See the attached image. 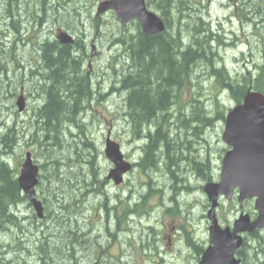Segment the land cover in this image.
Masks as SVG:
<instances>
[{"label": "rangeland", "instance_id": "1", "mask_svg": "<svg viewBox=\"0 0 264 264\" xmlns=\"http://www.w3.org/2000/svg\"><path fill=\"white\" fill-rule=\"evenodd\" d=\"M64 1V2H63ZM100 1L103 0H59V4L61 5V8L57 14V18H53L52 14L53 12L50 11L48 13V19H55V21L49 22L48 20L44 19V17H40L39 21L41 22L40 27L35 28L34 26L31 27L30 23L25 22L26 24H23L22 26V33L28 37H36L38 38V43L42 40L45 41L46 37L50 39H54L52 36H55L58 30H66L68 29L71 34L76 35L80 41H85L86 45L89 47V54L94 55L93 58L89 59L88 62H91V67L87 68V72L90 74L88 76V79H91V86H108L113 87L115 82H119L120 78H118V75L120 74L116 73L117 75H112V69L110 68L109 59L112 55H118L120 56V59H125L126 63L128 64L129 60L127 59V55L122 52L121 47H113L111 51H109V45L114 41L116 38H123L125 36H133L136 34L135 26L133 24H130V29L127 31L122 30L120 27L119 22L116 20L115 16L111 12L103 13L100 15H97L96 8ZM249 2V3H248ZM252 3V0H198L195 3V9H199L200 13L203 16V20L200 21L203 23L207 29L208 32L211 34V39H214L213 42L211 41L208 46H210V53H214L215 56L213 57L212 63L210 66L212 68H205V72H208L213 69H219L225 67V69L228 72V75L232 78H237L240 76L247 77L249 80L252 79L254 75H256V71L258 67L264 68V22L260 23V20L257 18H253V15L255 12H253L251 9H246L248 5ZM226 5L224 7L223 5ZM243 4V5H242ZM56 5V2L55 4ZM206 7L203 9V7ZM236 6L241 7V10H236ZM150 10L156 14H158L153 8H150ZM249 11H252L250 13ZM242 13L247 14L245 17L249 18V21L246 23L239 22L238 19L235 17H232V14L235 15V13ZM24 16V15H23ZM232 17V21L230 19ZM58 19V20H56ZM27 17L24 16L23 21H26ZM100 21L99 23H97ZM51 23V24H50ZM1 24V23H0ZM50 24V26L47 27V29H51V31L44 32V27ZM180 24V25H179ZM184 24H188L187 26H184ZM190 20L186 17L180 18V22L176 24V21L171 22L172 27H178L181 43L183 45H188L192 43L191 35L189 32H187L190 28L192 29H200L199 26H193L190 27ZM179 25V26H178ZM121 28L123 33H119L117 29ZM119 36H115L116 34ZM25 36V37H26ZM24 37V38H25ZM235 37L237 42L235 41ZM44 38V40H43ZM212 43V44H211ZM93 45L94 50L90 49V45ZM17 47L20 48L21 51L18 57L15 60V66H10V62L7 64L8 71L6 73L0 74V80L4 82L1 86L5 88L7 83L9 81L8 79L14 80V83L16 85V89L20 88V85L18 83L21 82L23 84L30 83L27 79L30 78L29 76V66H28V60H29V54L26 51V48L21 45V43H17ZM86 48V46H85ZM207 49V46H206ZM208 50V49H207ZM252 56H250V55ZM125 57V58H124ZM130 63V62H129ZM132 63V62H131ZM221 64V65H219ZM18 67L19 72L15 69ZM119 69V68H118ZM264 73V72H263ZM264 75V74H263ZM22 76V77H21ZM190 79V84L184 86L181 88V92L179 93L178 100L176 101L174 99V104L170 107L169 110H167L164 114V118L162 119V122L164 120H167L170 122L171 126L170 129H177L178 126L180 127L179 130H175L177 133L175 134L174 131H172L169 135V140H167V143L170 146V149L172 150L173 147V155L174 151L177 153V155H180V152L176 151L179 148H181V152L184 154L190 156V158L193 157L192 153L198 152L197 155H203L206 159L209 161V168L207 169L208 178L213 181H217L219 178V169H220V152L222 149L225 148V145L221 141V132H222V125L220 124L219 120L214 121H208L206 125L209 126V130L206 133L205 138L206 141H202L201 137L197 138V134L199 133L196 127L193 126L191 133H187V130L185 131L183 126H186L187 123L186 120L190 117L191 109H190V101L194 98L193 107H197L198 105H201L202 107H205V110L209 113V118L214 119L216 117H221L222 112L226 111L227 109L234 106V102L232 101L231 97L229 96V93L227 90L222 87L223 93H221V89L219 85L215 84V80L213 78L206 77V74L203 73H197L195 74L194 78L189 75L188 80ZM39 80L37 84L40 82ZM118 84V83H117ZM99 90V89H98ZM101 90V89H100ZM95 91V89H94ZM105 91V90H103ZM189 91V92H187ZM179 92V91H178ZM187 92V93H185ZM2 96L5 94V90L2 92ZM7 94V93H6ZM8 95V94H7ZM95 95V94H94ZM96 97V95H95ZM7 98V96H6ZM6 98L2 99L1 97V103L4 104H15V98L14 99L10 96L8 98V102H6ZM13 99V100H11ZM93 101V100H91ZM105 105L103 101H101L99 98L96 99V103L93 105V108L91 110H88L85 108L84 113L80 112V119H81V127L80 129L74 130L76 134H63L62 140L65 145L72 143V138L76 137V143L78 145V153L81 154L82 160L88 156H94L93 158H90L91 165L94 166V170L91 172H95L97 178H99L102 175V172L106 173L109 171L111 166L108 163V160L104 156V141H105V135L107 131H110L112 134V140L117 142L118 144H121V150L123 153L129 154L131 152L132 148H135L134 152L141 153L137 147L142 145L141 137L136 138L137 134H134V136L131 135L130 131V120L127 118V114H125V117L123 115L125 106L123 105L122 100H119L117 96L113 95L111 98L108 99L106 107H102V105ZM41 105V104H40ZM96 112L94 111V108L97 107ZM121 106L124 107L121 109ZM41 106H39L40 108ZM38 108V109H39ZM181 109V110H180ZM37 112V111H36ZM27 114H21L18 115V117L21 119L26 120ZM167 122V124H168ZM186 122V123H185ZM194 124V123H193ZM18 127V129L25 126L28 130L32 129L33 126L31 124H21L17 123L15 125ZM196 128V129H195ZM16 128V131L18 130ZM181 129V130H180ZM32 131V130H31ZM34 132V131H33ZM134 132V130H132ZM32 132L27 133V130L23 132L24 141L26 143L39 146L43 150L49 152V146L48 143H46V140L42 138V135L38 134L35 135V137L30 135ZM140 135H144V132L140 133ZM139 135V136H140ZM134 137L133 141L130 142V139ZM203 137V136H202ZM41 144H40V143ZM208 143V145L206 144ZM187 145V146H186ZM85 149V150H84ZM179 150V149H178ZM190 152V153H189ZM39 151L35 150L34 154L39 155ZM67 153V152H66ZM100 154V155H99ZM88 155V156H87ZM39 157V156H38ZM65 152L60 153L57 158H63L65 159ZM73 162L76 160L75 155H72ZM23 158V156H22ZM98 158V159H97ZM200 160H204L202 156H198ZM185 160V158L183 159ZM21 161V157L18 155L16 156L15 163L17 164V169L19 168V162ZM182 161H178V163H181ZM15 164V165H16ZM45 166L44 163H41ZM78 165V163H77ZM180 174H183L185 172L184 177L186 176L187 181L185 182V191L189 190L190 188L194 189V192H190L191 197H188V193L185 192L184 199L187 201H193L195 203V200L198 202L196 203V210L198 212L199 217L196 219H191L189 222L193 224L195 228V233L190 234L192 241L195 244V248L193 249L191 247L190 250H193L191 252H188L184 246L185 244H189V240L187 238H184V234H182V239L179 241H176L175 245V251L179 253V255L176 254H170V261L168 264H193L194 260L193 257L190 255L195 256L197 250V245H199L203 242L204 239V230H205V224L202 221V214L206 213L205 206L207 205L206 198L203 194L199 191V185L201 180H204L205 178H199V175L194 174L192 169L186 165V163H182L180 165ZM88 167V171H90V167ZM62 170V171H60ZM57 175H55L56 180L54 183L50 184L54 180L52 178L53 168L50 167V164H47L44 169L40 172L41 177V185L43 187V191L45 190V187H52L57 194L56 196L50 197L51 200H56V198H61L68 195L73 196L76 200V186L79 185L80 180L77 182L76 180L68 181L69 174L67 175L66 171L71 172L70 169V163L67 167V170L65 169V163L64 166L61 167ZM162 170V169H161ZM159 170V172H161ZM91 172H88L91 174ZM154 171H148V174L152 176V173ZM54 173V174H55ZM77 173H83L82 171L77 170ZM66 174V175H65ZM86 174V172H85ZM154 176L149 177L153 181H156V178H158V181H161V174H155ZM68 176V177H66ZM176 175H174L175 178ZM71 177V176H70ZM160 177V178H159ZM88 178V177H87ZM129 178H132L130 176ZM51 181H50V180ZM85 179V178H84ZM172 179V176H171ZM184 180V178H183ZM176 182L179 183V180L176 179ZM157 183V182H156ZM135 184H130V187L133 188ZM194 185V186H191ZM50 187V188H51ZM97 187V185H96ZM153 188V185L151 184V181L149 182V188L143 189L144 191H147L152 194L151 191ZM42 190V189H41ZM197 190V191H196ZM53 191V192H54ZM108 190L106 193L108 195H112ZM142 191V190H141ZM43 196V193H40ZM148 194V195H149ZM86 193L82 195L85 196ZM95 196L98 197V200L91 197L86 198L83 197L80 200V207L77 206V209L81 211L82 219L86 222V219L88 221V216L90 217V221L93 223L92 230H91V245H88V242H85L86 235H80V238L82 239L83 245L91 247L93 251L96 253H101L102 247L101 243L105 237H107L108 230H107V223H106V207L112 210L113 208H116V204L111 202L108 198L105 203L104 199L105 197H102L99 195L98 191L95 193ZM126 196V194H125ZM67 201L71 202H65V205L68 203H72V199ZM60 200L61 202L66 201ZM56 202H58L56 200ZM77 203V200H76ZM105 203V204H104ZM220 208L216 211V216L221 222V225L226 224H232L233 220L237 218V216L240 213H247V211H251L253 208V201H248L243 204L242 207H239L236 203V201H230L226 202L224 200H221L220 202ZM72 205V204H71ZM106 205V206H105ZM71 207V206H70ZM54 211L52 217V211ZM78 212V211H77ZM89 212V213H87ZM105 213L103 217V221L100 224L96 223L98 219L97 213ZM91 213V214H90ZM112 213V211H110ZM136 214H140L139 212H136ZM156 216H158L159 224H160V231L163 230L161 226V218L158 212H154ZM152 214V217L154 218V215ZM27 215V210L24 208V205L21 206V216ZM29 215V210H28ZM79 214L72 212L70 210L66 211H59V209H49V212L47 213V219L43 220L42 222H37L39 226H33L28 228L27 231H25V234L27 235L26 238L29 239V241L26 242L24 245V248L28 250L25 254H19V258L23 260L20 264H45L48 261L54 262V264L62 263V260L71 262V258L67 257H61L59 254L60 247L64 246V244L61 242L63 241L62 237H64L65 230H60L62 224H65V222L72 217L75 219L78 217ZM51 217V218H49ZM150 216V219H147L148 222H153L154 220ZM184 218V217H183ZM206 218V217H205ZM139 217H135L132 224L129 222H126V228L124 231H117L118 235L120 236L119 239H121L124 243V254L122 257L120 256V250L115 249L114 246H111L105 248L104 255L109 257L111 254L113 257H117L118 259H113L114 262H108V263H102V264H160L159 261H162L161 257H157L155 252L149 250L147 247H143V250L141 248V245L139 244L138 238L139 236H142V231H139V224L141 221H138ZM161 219V220H160ZM27 219L24 221L26 222ZM31 222H35L28 219ZM107 221H109V227L110 231L113 233V235H116L115 230L113 226L115 225V220L113 216H111ZM185 222V228L189 229L190 226L187 224L186 220H180L176 222H170L168 219L164 220V223L168 228L173 227L178 230H180V226ZM22 222H18V225H20V229H23V227L27 228L31 225V223H26L25 225H21ZM207 225V223H206ZM24 228V229H25ZM85 228V226L83 227ZM88 228V227H87ZM85 228V229H87ZM33 230V231H32ZM61 231H64V233H61ZM122 232V233H121ZM17 233V237L20 238V230L16 228L15 234ZM165 234L169 233L168 231L164 232ZM260 234L264 235V230L260 232ZM110 237H112L110 235ZM143 237V236H142ZM38 239H40L38 241ZM47 239H52V241H48ZM37 241V242H36ZM131 242V244H128ZM166 238L162 239L158 244L157 247L159 248V251L163 252L166 246ZM48 247V250H47ZM187 247V246H186ZM250 248L253 249V244H246V250L245 254L248 256L251 255ZM61 251H64V249H60ZM52 254L54 257H50L49 254ZM61 253V252H60ZM95 253V255H96ZM190 253V254H189ZM187 256H190L191 258H186ZM157 257L158 260L155 258ZM95 257L90 258L91 262H93ZM109 261V260H108ZM259 262V261H258ZM256 260L254 261L255 264H264V263H258ZM10 264H19L18 263H10Z\"/></svg>", "mask_w": 264, "mask_h": 264}, {"label": "trees", "instance_id": "2", "mask_svg": "<svg viewBox=\"0 0 264 264\" xmlns=\"http://www.w3.org/2000/svg\"><path fill=\"white\" fill-rule=\"evenodd\" d=\"M197 1L198 0H145L146 6L148 8H153L159 14V17L162 18L166 26L165 31L159 35L146 36L140 32L138 24H135V35L114 39L108 47L109 51H111L113 47H121L122 52L124 51L127 55V59L132 62L133 68H128V65H125V59L122 61L119 54L112 55L108 62L112 69V75H117L116 73L120 74V76L118 75L120 81L115 82L116 85L113 87L97 86L99 90L101 88H109L108 95L111 97L116 95L119 100H122L125 106L123 115L125 117V114H127V118L130 120V131L132 136H134V134L139 136L143 131L146 132L145 138L147 139V143L142 147L145 155L143 162L140 163V167L145 169L146 164L150 162L148 160L154 159L157 155L159 157L161 156L160 159H164L166 163L162 169L164 170L165 177L172 174L170 171V169H172L171 165H174L176 169H178L181 167L180 165L185 162L191 164L190 168L194 174L200 176L199 178L208 177L207 169L209 168V161L203 156L205 152L201 155H197L198 152H193V157L190 158L188 155L187 158L186 154L183 156L179 144L177 146L179 150L177 149L176 151L180 152V155L178 156L174 151V156L172 150L176 147H173L171 150L162 134L164 133L169 138L172 131L176 134L177 132L175 130H179L180 128L178 126L177 129H170V122L164 120L163 123L162 119L164 118V113L174 104V99L177 100L179 89L183 88L187 83L188 85L190 84V79L188 80L189 75L193 79L195 74L203 73L206 74V77L213 78L215 84L219 85L220 89L224 87L227 90L232 101L236 104L242 101L246 91L250 88L264 94V68L258 67L256 75H254L251 80L244 76L232 78L228 75L227 70L223 66L222 68H215L205 72V68L208 70L212 68L210 64L213 60L212 56H215V54L210 53V46H208V44H210L211 41L213 42L214 39H211V34L208 32L207 27L200 22L204 18L199 12L200 10L194 7ZM55 2L56 5H54ZM61 8L64 7H61L59 0H0V74L8 71L6 68L8 62H10L11 67L15 66V59L20 52L23 51L17 47V43H21L22 46H30L29 49H26L28 54H30L31 51H39V63H41L42 59L45 71L42 73L44 77H42L41 81L34 89L36 91L35 101L41 104V107L34 110L33 122H23L25 125L31 124L33 126L31 129L32 131L30 129L28 130L25 126L20 129L16 127L18 129L16 131V136L20 138L18 143L21 141L24 142L25 138L23 132L26 130L27 133L32 132L31 136L33 135L34 137L35 135L41 134L42 138L48 143L49 152L43 150L39 146H33L34 148L39 147L41 150L39 153V155H41L38 161L39 166L41 167V163H44L45 166H43L42 169H44L47 164H50V167L53 168L51 179L54 181L50 184L58 181L55 177L58 172L55 173V171H59L61 167L64 166V163L65 169L67 170L70 163L71 172L68 173V171H66L67 175L69 174L68 181L76 180L78 182L82 178L79 185H83L84 178L89 175L94 177L95 172H91L94 170V166H92L90 162V158L94 156L87 155L88 157L82 160L81 154L78 153L76 137L72 138V143L64 145L62 135L66 133L76 134L74 130L78 131L82 126L80 112H85L82 105L95 98L94 89H96V86L90 87L88 79L83 76V73H80V68L82 67L84 59L87 58V55L85 56L84 51L78 55L73 54L70 46L59 45L55 38H49V43L45 42V44H43L44 46L38 47V38H31L22 33V26L26 24L25 22L30 23L31 27H40V17H44V19L53 23L55 19H48V13L52 11V17L57 18V14L60 12L59 10ZM205 8L204 6L203 9ZM248 8L255 12L253 18L255 17L260 20V23L264 22V0H252V3H250L246 9ZM236 10H241V7L236 6ZM252 11L249 12L252 13ZM23 15L27 17L26 21H23ZM246 15L241 12L235 13L236 18L241 23L249 21V18L245 17ZM183 17L190 20V27L196 25L200 27V29L196 30L190 28L187 31L190 33L192 39V43L188 45H183L181 43L179 34L180 29L170 26L172 20L176 21V24H178L180 18ZM187 25L188 24H184V26ZM117 30L120 34L122 33L121 28ZM46 31L47 28L44 27V32ZM117 34L116 31L114 35L119 36ZM3 83L4 82L0 80V99L1 97L4 99L7 96L5 101L8 102V98L12 95L16 85L14 83L9 87V83H7L8 87L6 85V87L2 89L1 86ZM4 90L5 94L2 96ZM98 95L97 98L102 100L103 96L99 93ZM193 102L194 98L189 104L191 109L190 117L184 119L189 124L183 126V128L185 131L187 130V133H191L192 129H194L192 127L197 126V128H199V133L196 136L197 138L201 137L204 142L207 140L204 135L209 133L207 131L210 126L206 125V123L212 119L209 118V113L205 110V107L201 105L193 107ZM5 104L6 103L0 105ZM123 108L124 107L121 106V109ZM20 122L21 121L17 119V123ZM154 127H157L155 133H153ZM132 130H134V132H132ZM151 130H153L152 134L150 133ZM165 130L166 132H164ZM1 136L2 134L0 133V137ZM206 144L208 145L207 142ZM33 146L30 148H33ZM63 152H65V159L57 158L59 154ZM72 155H75V157L77 156L74 162ZM198 156H202L204 160H200L197 158ZM184 158L185 160H183ZM178 161L182 162L178 163ZM150 164L153 163L151 162ZM87 166L90 167V171H88ZM78 169L83 173H77ZM88 172H91V174ZM183 175L187 174L184 172ZM172 179H174V176ZM183 181H187L186 176ZM182 187L185 189V182H182ZM186 191L183 189L180 190L182 201H185L184 196ZM47 193L49 194L48 197H57L55 191H48ZM186 193L189 194V190ZM64 197L66 199L68 195L65 196L64 193ZM65 199L63 197L56 198L58 202H56L57 204L52 208L59 209V211H66V209L72 211L74 208L73 204H64V202L71 201H67V199L63 202L60 201ZM71 199L72 203L76 202L73 196H69L68 200ZM23 204H26V202L21 195L18 185L16 187L14 181L6 175V168L2 165L0 169V238L6 236L11 224L15 225V227L18 226L20 230L18 234H20V236L24 235L25 231L30 228L28 226L27 228L23 227V229H20V225H17V221H21V225L26 224L24 220L19 218L21 206H23ZM75 225L74 219L70 217L60 228V230H62V228L65 230L64 238L61 242L69 246L70 250L73 248L72 245L77 235L81 232L79 228H74ZM61 233H64V231H61ZM47 240L52 241V239ZM250 241V244H253V249L250 248V256L245 254L246 246L244 249L242 246L240 250V253L242 252V263L255 264V260L257 262L259 261L258 263H264V237L256 232ZM62 249L66 252L67 258L72 259L71 252L65 246H62ZM49 255L50 257H54L51 253ZM77 255H75L76 259Z\"/></svg>", "mask_w": 264, "mask_h": 264}, {"label": "flooded vegetation", "instance_id": "3", "mask_svg": "<svg viewBox=\"0 0 264 264\" xmlns=\"http://www.w3.org/2000/svg\"><path fill=\"white\" fill-rule=\"evenodd\" d=\"M50 24H48V25H50ZM68 34H70L74 40L73 43L70 45L72 53L78 55V54L83 53V51H84L85 56H86L87 55V47L85 48L86 42L80 41V39H78L76 37V35H74V34H71V33H68ZM45 39H46L45 41L41 40L38 43V47L44 46L43 44H45V42L49 43V38L46 37ZM43 40H44V38H43ZM50 43H52V42H50ZM58 44L61 45V43H59V42H58ZM90 49L91 50L93 49L92 44L90 45ZM38 52L39 51H31L30 52L31 55L29 54L30 56H29V60H28V66L30 67L29 68L30 78L27 79L30 83L23 84V83L19 82L20 88L18 89V93H17V95L23 96L25 104H27V108L30 111L29 117H33L34 110L36 108H39V106H40V104L37 101H35L36 91H35L34 87H36L37 82L39 80H41L42 77H44L42 75V73H44L43 71H45L43 60L41 59V63H39L40 62V54ZM87 60H88V58L84 59L82 67L80 68V73H83V76L88 79V76H90L92 73L89 74L87 72V68L91 67V62H88L89 60L88 61ZM129 62H130L129 63L130 65L128 66V68H130V67L133 68V64L131 63L130 60H129ZM9 81H10L9 87H11L12 86L11 84H14V82L11 81V79ZM88 83H89V86L91 87V79H88ZM7 87H8V84H7ZM16 90H17L16 88L13 89V92L11 95L12 98L14 97V91L16 94ZM101 90H106V89L101 88ZM108 94H109V92L103 93V95H102L103 98L106 99L109 96ZM90 101L91 100H89L88 103H85L84 105H82V107L84 109L87 108V106L91 107ZM0 103H1V99H0ZM86 104H88V105L86 106ZM17 115H18V113L16 112V109H15V106L13 103L8 104V105L7 104L0 105V133L2 134V136L0 137V143H1V145H0V169H1L2 165L6 168V175L9 176V178L14 181L16 187H17V164L15 163V159L17 156L18 147H20L23 143L26 144L28 147L33 146L32 144L26 143L25 141L24 142L21 141L20 143H18V140H20V138H17V136H16V126H15L17 124ZM164 116H165V114H164ZM23 122L27 123L26 121H21L20 123L23 124ZM29 122H32V121L30 120ZM156 128L157 127H154L153 128L154 131L151 130L150 133L152 134V131H153V133H155V131L157 130ZM143 132H144V135L138 136V137H141V140H142V145H140L138 147V149L141 153H140V155L138 153L139 158L136 160V162H139V163L143 162V158H144L145 153H144V150L142 149V147L147 143V139L145 138L146 132L145 131H143ZM162 134L164 135L165 142H167V140H169V138L164 133H162ZM109 135H110V133L107 132V137ZM30 137H31V135H30ZM160 158H161V156L159 157L157 155V157H154V159L148 160L150 162H148L146 164V168L144 169V174L146 176H149V177L154 176L153 173L161 174L160 175L161 176L160 182L151 180V184L153 185V188L151 191L153 193L157 194L158 199L161 202H166L169 207H177L179 199H180L179 198V192H180V189L182 188V182H183L184 175L180 174L181 173L180 168L176 169V167L174 165H171L172 169H170V171L172 174H170L168 177H165L164 176V170H161V169H163V167L165 166L166 163H165L164 159H160ZM151 162L153 164H150ZM185 163L188 167L191 166V164H188V162H185ZM43 166L44 165L41 164V171H42ZM134 167H135V169H137V166H134ZM159 170H161V172H159ZM148 171H154L152 173V176H150L148 174ZM174 175H176L175 178L171 179V176L173 177ZM100 177H103V172H102V175ZM97 179L98 178H97L96 174H94V177H92V175H89L88 178L86 177L85 179H83V182H84L83 185L76 186L77 203L75 202V203H71V204L74 205L72 212L79 214V216L74 219V222L76 224L74 228H76V227L79 228L81 232L79 233V235H77L76 239L74 240L73 245H72L73 248L71 250H70L69 246L64 244V246L71 252L72 261L68 262V261H66V258H64L65 260H62V263L58 262V264H102V263L114 262L112 258L118 259L117 257H113L112 254L109 257L104 255V249H102L101 253H96L95 251H93L91 249V247H89L91 245V235H90L91 234V228L89 226L87 219L85 222L82 219L81 211L79 209H77V206L80 207L79 203L83 197H86V198L93 197V198L98 200V197L95 196V193L97 191H98L99 195L102 196L100 194L102 192L101 188L97 189V187H96ZM176 179L179 180V183L176 182ZM104 184L108 185V182L105 181L102 184V188L104 189V191H106L107 186H105ZM50 187L46 186L44 192H42L43 187L41 184L37 188V194L39 195L38 198L45 207V211H46L45 219H47V213L49 212V209H52V207L57 204L56 200H51L50 197H48L49 194L47 192L48 191H50V192L54 191V189L52 187L51 188ZM148 188H149V185H148L147 189ZM143 189H144V187L142 185L140 187L134 185L133 188H131L129 185V187L127 188V191L125 192V194H126L125 198L133 206V210H130V212L126 218V222L127 223L130 222L132 224L135 217H139L138 221H141L139 224V231L143 232L142 233L143 237L139 236V238H138V241H139V244L141 245V248L143 249V247L145 246L149 250L152 249V251L155 252V254H157L156 255L157 257H161V255L159 254V252L155 246L157 239H156L155 233L152 232L154 230L153 226L148 222L147 216H146L144 209H143L145 197L150 193V191L147 192V191H144L145 189L144 190ZM190 192H194V189L193 188L189 189L188 197H191ZM40 193H43V196ZM84 193H86V195L82 197V195ZM45 197H47L48 199ZM185 197H187V195H185ZM132 198H139V199H138V201H133ZM113 200L117 204L120 203V198L118 195H115ZM104 201L106 203L107 198H105ZM195 203H198V202L195 200ZM64 204H65V202H64ZM68 204H70V203H68ZM27 207H28V205H27ZM67 207H70V206H67ZM51 211H52V217H54V215H53L54 211L53 210H51ZM110 211H112V213H110ZM116 211H117V207L113 208L112 210H110L107 207L105 209L106 223L108 225L107 230H108L109 234L107 235V237H105L103 239V241L101 243V247H102L103 242L106 241V238H107V240L110 242V244L112 246L117 245V246L121 247L120 256L122 257L123 255H125L123 252L124 251V243L121 239H119L120 236L117 233V231H122V230L120 228L119 220L116 219V217H115ZM136 212H139L140 214H136ZM87 213H89V212H87ZM153 215H154V218L151 215L152 219L154 221H158L159 220L158 216H156L155 214H153ZM111 216H113V218L116 222L115 225L113 226L116 235H113V233L110 231L109 221H107ZM19 218L21 220L27 219L26 223L27 224L31 223V225L29 227L39 226L37 222H40V221H38V220L36 221L34 219V217H32V215L30 217L28 215L21 216V214H19ZM29 218H30V220L35 221V222L29 221L28 220ZM49 218H51V217H49ZM18 222L19 221H17V223ZM84 226H85V228H87V227L88 228L85 229V228H83ZM9 227H8L9 232L5 236L6 238L5 237L0 238V264H9V263H18V262L20 264L23 260H21L18 256H19V254H25L28 252V250L24 248V245L26 244L27 241H29V239L26 238V236H27L26 234L21 235V236L19 235L20 238L17 237V233L15 234V231H16V228H18V226L15 227V225L11 224ZM80 235H86V238L84 240H85V242H88L89 246L83 245L82 239L80 238ZM110 235L112 237H110ZM62 238H64V237H62ZM39 240L40 239H38V241ZM127 245H128V243H127ZM60 249H62V247H60ZM60 249H59V254L61 255V257H67L66 252L61 251ZM95 253H96V255H95ZM75 255H77V259H76ZM92 257H95L94 258L95 260L93 262L90 261L91 260L90 258H92ZM39 264H41V263H39ZM45 264H54V262L48 261Z\"/></svg>", "mask_w": 264, "mask_h": 264}, {"label": "water", "instance_id": "4", "mask_svg": "<svg viewBox=\"0 0 264 264\" xmlns=\"http://www.w3.org/2000/svg\"><path fill=\"white\" fill-rule=\"evenodd\" d=\"M107 10L115 12L122 27L131 19H135L146 36L164 30L160 19L145 9L144 0H108L99 4L97 14ZM57 39L64 45H70V38L60 33ZM22 110V101L17 103ZM264 100L260 94H248L244 103L233 109L227 116L223 140L232 147L223 159L222 174L218 185L208 187L209 200L212 207L209 219L212 223L211 243L213 244L203 255L200 264H238L233 255L241 246L242 239L238 233L252 232L264 228ZM106 156L115 165L111 177L118 180L120 174L128 167L121 166V156L117 146L107 144ZM37 168L32 165L29 154L26 155L18 178L19 187L26 199L40 214V204L34 200ZM234 188H238L239 202L255 199L254 209L257 217L249 222L248 216H240L234 222L232 232L228 229L218 232L213 215L218 194L229 199ZM217 231V232H215Z\"/></svg>", "mask_w": 264, "mask_h": 264}, {"label": "bare ground", "instance_id": "5", "mask_svg": "<svg viewBox=\"0 0 264 264\" xmlns=\"http://www.w3.org/2000/svg\"><path fill=\"white\" fill-rule=\"evenodd\" d=\"M157 16H158V18H160L159 17V14H157ZM161 20H162V18H160ZM163 24L165 25V23L163 22ZM68 37L70 38V40H71V42H70V45L73 43V38H72V36L70 35V34H68ZM59 42V41H58ZM60 43V42H59ZM40 176H41V174H40Z\"/></svg>", "mask_w": 264, "mask_h": 264}]
</instances>
